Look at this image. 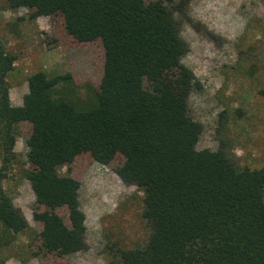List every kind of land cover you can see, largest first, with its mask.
<instances>
[{
  "label": "trees",
  "instance_id": "obj_1",
  "mask_svg": "<svg viewBox=\"0 0 264 264\" xmlns=\"http://www.w3.org/2000/svg\"><path fill=\"white\" fill-rule=\"evenodd\" d=\"M5 1L31 20L60 15L79 42L99 39L104 62L92 98H78L69 73L37 71L15 106L7 77L17 56L0 37V246L29 228L3 186L19 126L28 123L24 177L46 252L87 247L80 183L60 172L86 152L103 165L120 156V179L144 192L149 238L122 251L123 264H264V167L239 165L222 148H196L202 128L187 98L198 80L180 63L188 44L173 14L181 2L170 13L164 0Z\"/></svg>",
  "mask_w": 264,
  "mask_h": 264
},
{
  "label": "rangeland",
  "instance_id": "obj_2",
  "mask_svg": "<svg viewBox=\"0 0 264 264\" xmlns=\"http://www.w3.org/2000/svg\"><path fill=\"white\" fill-rule=\"evenodd\" d=\"M155 1V0H152ZM188 44L181 65L198 80L187 103L201 124L197 149H224L239 165L264 167V6L262 0H164ZM28 18L26 8L11 10L0 0V37L18 65L8 74L13 98L25 90V80L37 71L48 76L69 73L79 99L100 90L104 51L99 39L79 42L60 15ZM36 26V27H35ZM26 44H29L26 45ZM16 139V159L3 181L6 192L25 216L29 228L8 235L0 246L5 264H123L121 252L145 246L150 229L142 217L144 192L124 183L117 156L103 165L83 152L60 168L80 183L85 215L84 250L69 255L46 252L33 219L34 195L24 170L25 139L31 126L22 123ZM64 219L65 210H56ZM1 234V233H0Z\"/></svg>",
  "mask_w": 264,
  "mask_h": 264
},
{
  "label": "crops",
  "instance_id": "obj_3",
  "mask_svg": "<svg viewBox=\"0 0 264 264\" xmlns=\"http://www.w3.org/2000/svg\"><path fill=\"white\" fill-rule=\"evenodd\" d=\"M41 17L42 16L37 17L35 20H33L34 21V24L33 25H35V23H39V20H40ZM26 45L29 46V44H26ZM17 60H18V58L16 59V61L14 63V67H16L18 65V61ZM25 84H26L25 85V90H24V92L21 94V96L19 98L18 97L13 98L12 91L14 90L13 89L14 87L13 88L10 87V89H9V96H10V100H11V102H12L13 105L20 106L22 104V97L27 92V80H25Z\"/></svg>",
  "mask_w": 264,
  "mask_h": 264
}]
</instances>
